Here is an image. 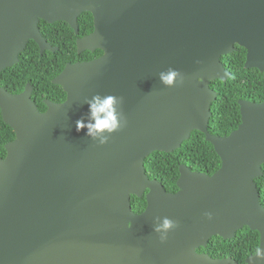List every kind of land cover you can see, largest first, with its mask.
Segmentation results:
<instances>
[{"label": "water", "instance_id": "95a60500", "mask_svg": "<svg viewBox=\"0 0 264 264\" xmlns=\"http://www.w3.org/2000/svg\"><path fill=\"white\" fill-rule=\"evenodd\" d=\"M89 11L94 30L77 38L79 52L103 53L68 62L53 79L67 96L46 99L33 86H0V109L15 138L0 156V264H264L216 258L197 248L214 235L233 238L248 226L264 250V102L240 99L241 122L228 135L208 130L218 93L210 86L231 72L222 57L240 45L245 66L264 73V0H0V71L19 61L30 40L54 51L39 21L63 20L78 32ZM183 76L165 87L159 73ZM123 97L127 123L108 142L77 131L93 95ZM194 130L221 158L213 174L181 164L178 190L150 178L145 158L173 152ZM146 196L141 213L131 196ZM205 213H211L208 219ZM178 227L161 243L156 217ZM129 224L131 226L129 227Z\"/></svg>", "mask_w": 264, "mask_h": 264}, {"label": "trees", "instance_id": "16d2710c", "mask_svg": "<svg viewBox=\"0 0 264 264\" xmlns=\"http://www.w3.org/2000/svg\"><path fill=\"white\" fill-rule=\"evenodd\" d=\"M39 27L43 36L57 49L40 52L36 41L30 40L19 61L0 71V86H4L12 93L24 90L27 83L33 86L32 99L40 110L47 108L46 99L61 102L66 99V92L61 85L55 84L53 79L64 69L68 62L90 60L100 56L102 49L78 51L77 38L87 35L94 30V17L89 11L78 17V32L69 23L58 20L48 22L41 19ZM247 50L236 45L234 51L222 57L224 66L231 72L227 80L215 79L210 86L218 93L212 102V115L208 130L215 135H228L241 122L240 99L264 102V73L258 68L245 66ZM15 138L13 128L8 125L0 109V156L7 153L5 145ZM221 158L213 144L206 140L205 133L194 130L190 137L173 152L156 150L145 158V168L150 178L160 180L167 191L178 190L177 180L180 175V165L186 164L191 169L213 174L221 166ZM263 175L256 178L261 202L264 205V163ZM132 208L141 213L147 206L146 196H131ZM260 245V234L248 226L239 229L235 236L225 239L214 235L207 246L198 251L209 253L213 257L232 256L238 262L254 253Z\"/></svg>", "mask_w": 264, "mask_h": 264}, {"label": "clouds", "instance_id": "9594fccd", "mask_svg": "<svg viewBox=\"0 0 264 264\" xmlns=\"http://www.w3.org/2000/svg\"><path fill=\"white\" fill-rule=\"evenodd\" d=\"M159 80L165 87H174L178 81L183 80L181 72L177 69L168 68L159 73ZM89 106L87 117H81L76 121V130L86 129V135L98 139L100 145L108 142L110 136L119 131L127 123L122 111L123 97L107 94H95L91 99L86 100ZM208 219L212 218L211 213H205ZM153 231L159 234L161 243L168 239V233L178 227V222L170 217H156ZM131 224H129V227ZM254 257L264 260V250L257 247L254 250Z\"/></svg>", "mask_w": 264, "mask_h": 264}, {"label": "flooded vegetation", "instance_id": "af4514ba", "mask_svg": "<svg viewBox=\"0 0 264 264\" xmlns=\"http://www.w3.org/2000/svg\"><path fill=\"white\" fill-rule=\"evenodd\" d=\"M259 234H260V233H259ZM212 237H213V236H212ZM221 237H222V236H221ZM210 239H211V238H210ZM210 239H209V240H210ZM228 239H230V238H228ZM206 246H207V245H206ZM201 247H203V246H201ZM204 247H205V246H204ZM199 248H200V247L197 248V251H198ZM198 252H204V251H198ZM206 253H207V252H206ZM252 254H253V253H252ZM250 255H251V254H250ZM226 257H228V256H226ZM231 257H232V256H231ZM247 257H248V256H247ZM247 257H246V258H247ZM216 258H222V257H216ZM232 258H233V257H232ZM234 259H235V258H234ZM245 260H246V259H245ZM243 262H244V261H243ZM243 262H240V263H243Z\"/></svg>", "mask_w": 264, "mask_h": 264}]
</instances>
